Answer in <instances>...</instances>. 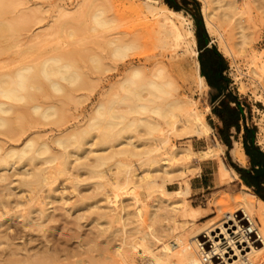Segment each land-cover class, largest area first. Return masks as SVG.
Wrapping results in <instances>:
<instances>
[{"label": "bare ground", "instance_id": "obj_1", "mask_svg": "<svg viewBox=\"0 0 264 264\" xmlns=\"http://www.w3.org/2000/svg\"><path fill=\"white\" fill-rule=\"evenodd\" d=\"M9 1L0 0V15L12 5ZM212 1L221 6L220 0ZM56 9L54 18L57 17V20L60 16L72 14L62 6L58 8L57 5ZM203 9L208 16L210 12L206 13V8ZM26 14H20L21 19H27L29 14ZM91 14L94 26H105L109 21L101 11ZM169 14H161L162 18H156L155 24L173 37L176 46H184L193 57V76L190 77L196 86L203 89L206 84L194 57L195 37L190 22H185L186 18L181 14L174 13L176 18ZM221 14L223 17L226 15L225 12ZM53 21L52 25H48L50 28L54 26ZM68 21L64 19L57 25L64 24L60 27L63 29L71 22ZM185 23L187 28H184ZM1 27L0 23V30ZM58 28L52 29L55 31ZM5 30L9 31L7 27ZM54 31L50 32L56 34ZM237 32L240 33V44L244 43L241 28ZM67 34L71 35V29ZM117 41L113 37L104 41L110 46L108 54L114 60L125 57L133 46V43ZM4 44L1 45V52L8 48ZM66 44L53 46L51 50L54 54L39 58L41 61L37 59L39 63L14 67V71L6 70V61H0V209H5L4 214L7 213L4 218L0 213V263L264 264V202L255 198L246 186L241 185L237 194L231 195L230 203L233 205L221 211V221L204 227L195 226V217L184 210L181 195L188 193V185L184 190L171 191L165 187L167 182L182 175V164H173V160L192 157L210 159L222 153L218 140L199 150L170 145V134L178 140L209 136L211 127L191 100L178 95L177 86L169 74L162 67H154L149 74H145L140 67L132 66L126 71L128 74L125 72L127 75L100 91L86 115L68 111L70 116L65 113L68 115L65 118L62 110L68 107V103L73 100L72 103L78 106L82 103L80 100L89 99L81 92L82 84L89 76L84 75L81 65H76L82 60L80 53L69 50ZM107 46L104 47L107 49ZM99 54L90 59L86 56L88 62L91 61L88 64L93 65L95 70L103 68ZM77 55L81 60H76ZM258 67L264 73V68L261 65ZM88 81L85 87L94 89L93 83L90 84L91 78ZM117 88L122 93H118ZM78 91L80 94L75 95ZM131 113L133 116H129ZM31 114L32 118L35 114L40 120L31 119ZM44 125L49 126L46 128ZM137 126L143 127L150 139L145 141L147 145L144 148L139 147L142 141L139 146L135 143L131 133L123 134L127 129L135 130ZM154 132L157 134L153 135ZM256 141L264 147V122H261ZM233 151L238 157L242 156L239 145ZM117 156L125 159H117ZM131 157L136 159L130 161ZM79 169L83 171L81 174ZM217 173L220 181L235 175L222 164ZM59 175L62 180L57 181ZM116 188L117 193L114 191ZM146 195L154 197L153 203L147 205L146 216H143ZM190 209L195 211L198 208L191 206ZM139 217H143L146 224L139 223ZM9 219L17 220L19 227L10 229V224H7ZM83 221L90 224L87 241L92 244L91 247L87 246L90 245L88 242L83 244L82 239L86 237L81 239V235H77ZM71 222L74 223L71 228L78 231L73 237L75 245H70L68 236L69 242L68 239H60L70 246H66V242L65 246H61L59 239L52 236V231L59 226L64 227L62 230L69 229ZM179 234L184 235V241ZM202 234L208 237L207 240L200 239ZM166 236L171 238L166 248L155 250ZM86 251H94V254L90 252L88 259H84L81 255ZM226 253H229L227 257ZM217 255L222 259L219 262Z\"/></svg>", "mask_w": 264, "mask_h": 264}, {"label": "rangeland", "instance_id": "obj_2", "mask_svg": "<svg viewBox=\"0 0 264 264\" xmlns=\"http://www.w3.org/2000/svg\"><path fill=\"white\" fill-rule=\"evenodd\" d=\"M187 1L189 3L188 6H184L183 9L176 10L168 6L164 0H10L9 3H12V5L10 4L11 6H8V10H10H6L3 12L4 14L1 13L0 15V23L3 25V27H1L2 29L0 30V33L4 34H0V49L1 45H3L4 43H7L4 44L6 45V47L8 46V48L5 49H9H4L5 52H1L2 50H0V61L1 59L6 61V66L4 67L6 70L9 69V71H14L17 68L23 67L25 65H34L37 63V61L39 63L41 61V59L39 58L43 59L44 57H46V55L54 54L53 50L51 49L54 47L62 46V44L68 43L69 46H67L68 44H66V48L68 47V49L71 51L76 52L78 50L77 52L80 53V56L84 62L79 58L81 61L75 64L82 66L81 70L84 71V75L87 74L89 76L86 78H91L90 84L91 82L93 83L92 86L94 89L91 88L90 90L86 88L89 81L88 79L87 81L83 79L85 80V83L82 80L84 84H82L83 89L81 90L83 91L81 92L83 94H86L89 99H87V101L84 100V102L83 100H80L82 103H79L78 106L72 103L73 100L70 102V104L72 103L71 105L68 103L70 106L67 104L68 107L62 110L64 114L62 115L65 116V118L66 116H68L65 114L68 113V111L71 112V114L73 112H80L86 115V113L90 111H88L87 109H90L95 101V98L97 99L98 95L100 94V91L108 88L109 85L114 84V81H117L122 76L127 75L130 67L138 66L141 68V70H143V73L145 74H149V71L154 67H162L164 72L169 74V76L172 78L173 83L177 86L176 91L178 95L184 99L191 100L201 111L204 119L211 127L209 136H191L189 138L178 140L172 137L170 134V145L189 146L193 150H199L206 148L208 145L214 143L215 140L219 141L216 130L217 119L213 117L210 112L212 95L215 94V90L213 88H210L209 86H206L203 89H200L198 86H196L194 79L190 77L193 76V70H191L193 69L191 63L193 57L189 55L190 53L185 50L184 46H176L174 44L175 42L173 41V37L166 34L165 31L161 30L155 24V21L157 19L162 18L161 14L163 13H170L169 15L171 17L173 16L172 18H174V16L176 18V15H174V13L183 15L186 18L185 22H190V27L195 37V44L193 45V48L196 50V55L194 57L198 61V43L196 42L195 15L199 13L203 28L208 36L209 45L211 47H215V49L222 55L226 63V68L222 75L227 79L230 91H233L242 103L245 118L248 121L249 125L254 126L257 137L261 122H264V80L261 76H264V73H262L260 71V68L258 67L261 65V67L264 68V0H220L221 6H217L216 3H214L213 1L210 2V0H195L196 4L191 0ZM14 3L15 5H13ZM57 5L58 8L62 6L68 9L72 14L67 16H60L57 20V17L54 18L55 15H57ZM35 8H37V11L34 10ZM203 8H206V13L210 12L208 16L204 14ZM38 10L43 12L40 13ZM96 10L101 11L103 17L109 20L105 26H94L93 22L91 23V13L97 12ZM6 12H8V14H6ZM23 12L25 14H29H26L28 20L26 18L21 19L20 14L23 15ZM211 12H213L214 14H211ZM223 12H225L227 16L224 15L225 17H223V14H221ZM218 15L220 16V18ZM19 16L20 18H18ZM52 16L56 21H53L54 19L52 18ZM3 18L5 19L3 20ZM15 19L17 21H15ZM20 19L21 21H18ZM64 19H69V21L71 20V22L69 24L65 23L67 25L64 26L63 29H61L64 24L61 26L57 24H61ZM51 20L53 21V25L55 27H61L60 30L59 28L57 29L59 30V32L52 29L55 28L54 26L51 28L49 27V24L52 25ZM13 22H15V24ZM18 22H20V24ZM19 25H21V27H19ZM47 26L50 28V31L52 30L56 34L48 31L49 28L47 29ZM5 27H7L9 31L5 30ZM184 28H187L186 23L184 24ZM238 28H241V31L244 35V43L242 44H240L241 37H239L240 33L237 32ZM70 29L71 35H68L67 33L70 32ZM104 29H106V31ZM11 30H16V32H10ZM46 32H48V34H46ZM33 33L36 34L33 36ZM49 33L51 34L49 35ZM36 35H38V37ZM47 35L49 36L45 38ZM112 37L117 38L118 41H121L122 43H133L132 48L127 51L125 57H123L122 59L114 60L110 56V54H108L110 46H107L104 41H106L107 38ZM211 40L214 41L211 42ZM13 41L16 43H12ZM100 46L102 47V49ZM104 46H107V49ZM44 51L46 52L44 53ZM94 54H99L101 56L100 62L104 64H101L103 68H99V71L95 70V68L92 67L93 65L88 64L91 62H88V60ZM78 55L76 59L77 61L79 60ZM86 56H89V59ZM7 59H9L10 61ZM37 59H39L40 61ZM105 64H107L109 67H107V65ZM14 67L17 68L12 69ZM125 72L127 74H125ZM85 88L88 90V92H86ZM78 92L79 93L76 92L75 95H79L80 91ZM89 92L92 94H90ZM117 92L122 93L121 90L119 91V89L117 90ZM72 106L75 108H73ZM121 106L122 105L117 107ZM67 108L68 110H66ZM68 114L70 116V113ZM132 114L133 113H131L129 116H133ZM30 116L31 119L35 121L40 120L39 117H37L38 119L35 117V114H33V118L32 114ZM63 116L61 117V119H63ZM45 126L47 128V126L49 125H44L43 127ZM127 130L128 131H124L125 133L123 132V134L131 133V135H133V138H137H134L133 140L138 144V146L143 142L141 146H139L140 148H144V146L147 145L145 141L149 142L150 140L148 139V134L145 132V129L143 127L140 128V126H137L135 130ZM142 131H144V133H142ZM154 133L153 135L157 134L156 132ZM144 134H147V136ZM145 137H147V140L145 139ZM257 144L261 146L258 142ZM261 147L264 149L263 146ZM133 158H129L130 161L136 159L135 157ZM117 159L125 158L122 156H117ZM172 163L179 165L182 164L183 170L181 173L182 175H179L175 177L171 182L166 183L165 187L168 190H184L188 183L190 185V180H192L193 183H197L202 178V181L204 182V186L201 189H192L190 190L189 194L187 193L188 195H181V197L183 198L184 210L187 212V214L193 215L195 217V226L204 227L212 223L219 222L220 218L222 217L221 211L227 209V207H232L233 204H231L232 202L230 197L232 198V196H235L241 186L237 182L236 177H230L222 183H220L217 178V169L220 164L227 167V169H232L231 157L227 153V150H224L222 147V153L210 159H197L195 157H192L191 159L181 158L178 160H173ZM205 165L206 168L202 169L201 171V166ZM80 170L82 169H79L78 173L81 174L83 171L80 172ZM85 175L86 174H84L83 176ZM58 177L59 178L57 179V181H59V179L62 180L60 175ZM83 187L86 186L84 185ZM114 191L115 193H117V188L114 189ZM110 192L111 189L108 193L110 194ZM136 192H138V190H136ZM153 197L154 196L147 195L144 197L146 206L145 211L143 210V216H146L147 210L149 209L147 205L149 206V204L153 203ZM191 206L198 209L192 211L190 209ZM4 211L5 209H0L1 217L3 218L7 216V213L5 212L4 214ZM70 220L73 221L72 218H70ZM7 222V224H10V229H16L20 225L19 222H17V220L15 221L14 219H9L7 220ZM83 222V226L80 227V230L77 229L81 233L75 230V227V231L73 230V228H71L72 225H74V223L71 222L70 224H68L70 225V227H68L67 224L65 225L69 229L65 228L64 230L61 229L63 226L61 228L59 226L62 224H59L58 226L60 230L59 228L57 229V227L54 228L52 231V233L54 234H52V236H55V238L57 237V240H67L69 238L70 242L69 239L68 242L72 246V244L75 245V240L73 237H75L76 234L74 235V233L78 232L77 235H81L79 236L81 239L86 237V240L82 239L84 244V242H88L87 233L90 234L88 229V227H90V224H87L86 221ZM138 222L141 224H146V220L143 217H139ZM70 229L72 230L71 232ZM175 230L177 231V228H175ZM57 231H60V234L58 236H56V233H58ZM216 231L219 232L218 229ZM84 234L87 236H85ZM179 237L184 241V235L179 234ZM207 238L208 237H204L203 234L200 236V239L203 240H207ZM59 240L58 242L59 244L61 243V246H70L67 241ZM170 240V237H164L160 241V243H158L155 250H160L163 248L165 249L166 243ZM64 242H66V244ZM88 244H90L87 245L88 247L92 246L91 243L88 242ZM84 247L83 250H85ZM90 252H92L91 254H94V251H89V253L86 251L81 256L84 259H88ZM230 253L233 252L231 251ZM227 255H229V253H226L225 257H227ZM218 257L220 256L217 255L216 257L217 261L219 262L222 259L221 257ZM0 264L5 263L2 262ZM102 264L120 263H112L108 261Z\"/></svg>", "mask_w": 264, "mask_h": 264}, {"label": "crops", "instance_id": "obj_3", "mask_svg": "<svg viewBox=\"0 0 264 264\" xmlns=\"http://www.w3.org/2000/svg\"><path fill=\"white\" fill-rule=\"evenodd\" d=\"M174 5L179 7L188 6L187 0H169ZM192 1V0H191ZM181 8V9H183ZM195 8V7H194ZM198 43V63L199 70L203 69L215 82L214 85L207 83L206 77L203 75L206 86L213 88L215 94L212 95L210 112L217 119V136L221 143V147L227 150L231 157L232 170L235 175L231 174V178L236 177L239 185L246 186L249 191L264 202V149L256 142V131L253 125H249L244 115V108H241L242 103L233 91L228 87L227 79L223 77L226 63L209 45L208 36L201 35ZM220 72L222 78H215L216 73ZM244 115V121L242 119ZM254 130V135L251 137L249 132L244 130ZM235 138V139H234ZM239 145L242 150V156L238 157L234 153V148ZM205 166H201L205 169ZM217 178L220 181L217 173ZM188 183V182H187ZM204 186L202 178L199 182L193 183L190 180L188 183V194L192 189H201ZM241 187V186H240ZM240 189V188H239ZM187 194V195H188ZM193 207V206H192Z\"/></svg>", "mask_w": 264, "mask_h": 264}, {"label": "trees", "instance_id": "obj_4", "mask_svg": "<svg viewBox=\"0 0 264 264\" xmlns=\"http://www.w3.org/2000/svg\"><path fill=\"white\" fill-rule=\"evenodd\" d=\"M165 1V3L168 5V6H170L171 8H173V9H176V10H180L181 8H183V7H179V6H177V5H174L173 3H171L169 0H164ZM195 4H196V1L195 0H192ZM195 15V14H194ZM195 23H196V38H197V40H199V38H200V36L201 35H204V36H206L207 37V34H206V32H205V30H204V28H203V24H202V21H201V17H200V15H199V13H197L196 15H195ZM214 51H216V49H215V47L214 46H212L211 47ZM216 53L221 57V55L216 51ZM201 74H203L205 77H206V80H207V83L209 84V85H214L215 84V82H213V79H210V76L203 70V69H201ZM217 78H222L221 76H220V72L218 71V73H216V76H215V78L214 79H216L217 80ZM227 81V80H226ZM241 108H243V106L241 105ZM244 115H242V119H243V121H244V117H243ZM255 130V129H254ZM254 130H250V131H248V130H244V132L246 133V132H249L250 133V136L252 137L253 135H254Z\"/></svg>", "mask_w": 264, "mask_h": 264}]
</instances>
